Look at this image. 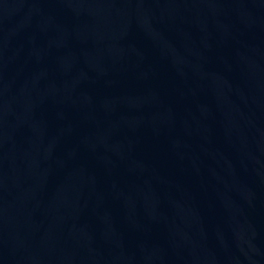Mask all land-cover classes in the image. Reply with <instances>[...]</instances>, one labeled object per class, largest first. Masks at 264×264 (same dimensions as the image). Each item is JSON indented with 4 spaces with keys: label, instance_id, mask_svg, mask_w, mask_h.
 <instances>
[{
    "label": "water",
    "instance_id": "1",
    "mask_svg": "<svg viewBox=\"0 0 264 264\" xmlns=\"http://www.w3.org/2000/svg\"><path fill=\"white\" fill-rule=\"evenodd\" d=\"M0 264H264V0H0Z\"/></svg>",
    "mask_w": 264,
    "mask_h": 264
}]
</instances>
